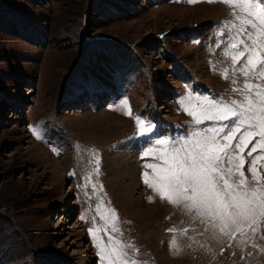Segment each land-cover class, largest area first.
Listing matches in <instances>:
<instances>
[{
    "label": "rangeland",
    "instance_id": "374dc122",
    "mask_svg": "<svg viewBox=\"0 0 264 264\" xmlns=\"http://www.w3.org/2000/svg\"><path fill=\"white\" fill-rule=\"evenodd\" d=\"M231 11L218 0H0V264H102L94 226L140 264H264V220L233 239L142 178L157 138L213 126L178 100L240 99L244 77L224 55ZM137 115L151 133L137 134Z\"/></svg>",
    "mask_w": 264,
    "mask_h": 264
},
{
    "label": "snow or ice",
    "instance_id": "6c2138e0",
    "mask_svg": "<svg viewBox=\"0 0 264 264\" xmlns=\"http://www.w3.org/2000/svg\"><path fill=\"white\" fill-rule=\"evenodd\" d=\"M218 2L232 9V19L226 22L231 35L224 55L231 60L233 75L239 72L244 77L242 85L232 89L240 99L217 100L186 94L178 100L195 125L210 121L213 126L194 130L186 139L178 141L157 138L152 147L141 154L145 161L142 178L161 200L182 206L188 212L195 211L197 217L210 219L212 228H219L221 234H231L235 239L236 232L242 236L249 230L257 233L264 220V175L260 171L264 168V83L260 82L264 81V0ZM228 72L229 69L224 68L220 73L222 78L228 79ZM232 83L237 81L233 79ZM185 100L191 107L185 105ZM121 104L127 109L124 114L131 116L127 100H122ZM135 124L140 136L153 131L151 122L140 115L135 117ZM32 132L37 139L42 138L36 128ZM249 144L252 147L247 156L252 159L247 170L251 173V181L244 171L245 149ZM258 150L259 154L253 157ZM149 157L151 160L146 159ZM148 169H152L151 174ZM147 199L152 202L153 197ZM111 217L112 230L118 232L114 226L117 219L114 211ZM233 226L235 232L231 230ZM101 231L95 226L89 229L97 242L102 264H140L125 251L133 245L111 235L105 243L99 237ZM170 246L179 252L175 239ZM252 246L258 247L255 243Z\"/></svg>",
    "mask_w": 264,
    "mask_h": 264
}]
</instances>
